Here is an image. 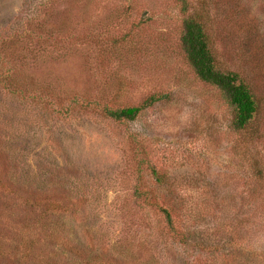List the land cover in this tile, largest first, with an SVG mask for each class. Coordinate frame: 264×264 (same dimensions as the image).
<instances>
[{"label":"rangeland","instance_id":"rangeland-1","mask_svg":"<svg viewBox=\"0 0 264 264\" xmlns=\"http://www.w3.org/2000/svg\"><path fill=\"white\" fill-rule=\"evenodd\" d=\"M186 2L256 137L187 63L178 0H0V264H264V0Z\"/></svg>","mask_w":264,"mask_h":264},{"label":"trees","instance_id":"trees-1","mask_svg":"<svg viewBox=\"0 0 264 264\" xmlns=\"http://www.w3.org/2000/svg\"><path fill=\"white\" fill-rule=\"evenodd\" d=\"M178 1L184 16L180 45L187 63L201 82L213 86L219 91L231 110V129L236 132H245L246 135L251 134L249 131H254V137H256V129L253 128L260 109L257 98L237 72L220 68L211 46L206 23L197 12H190L186 0ZM159 99L160 97L151 96L141 107L108 108L90 102L81 104V106L83 110L98 109L105 118L120 123L135 120L145 107L151 106ZM65 113L63 115H66ZM57 115L60 113L57 112ZM150 175L156 183L161 181L154 169L150 170ZM152 205L163 215L168 229L173 232L176 223L173 212L168 208L155 205L154 202Z\"/></svg>","mask_w":264,"mask_h":264}]
</instances>
